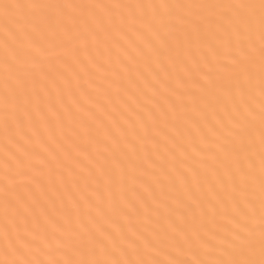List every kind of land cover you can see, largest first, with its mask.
<instances>
[{"label": "snow or ice", "instance_id": "obj_1", "mask_svg": "<svg viewBox=\"0 0 264 264\" xmlns=\"http://www.w3.org/2000/svg\"><path fill=\"white\" fill-rule=\"evenodd\" d=\"M0 264H264V0H0Z\"/></svg>", "mask_w": 264, "mask_h": 264}]
</instances>
